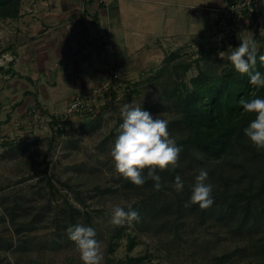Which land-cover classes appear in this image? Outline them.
I'll list each match as a JSON object with an SVG mask.
<instances>
[{
	"label": "rangeland",
	"instance_id": "1",
	"mask_svg": "<svg viewBox=\"0 0 264 264\" xmlns=\"http://www.w3.org/2000/svg\"><path fill=\"white\" fill-rule=\"evenodd\" d=\"M113 1V11L118 8L116 5L121 7L124 28L113 33L116 37L113 42L116 43L117 36L118 41L124 39L126 33L129 50L133 52V56L130 54L133 57L131 66L116 69L122 80L114 85L117 97L112 99L110 93L104 94L111 86L110 76L83 93L85 96L94 95L86 110L75 111L67 118L64 116L59 123H51L52 114L57 117L65 111L50 113L40 106H34L26 113L11 110L10 116L6 113L3 116L4 124L0 128V214L5 215V207L15 204L19 215L18 222H12L8 215L0 222V235L15 244L9 250L0 249V264H83L79 251L65 231L76 223L96 229L103 251L102 264H127L128 257H144L131 264H219L222 256L226 264H264L261 257L254 255L249 237L234 236L226 226L213 219L200 223V218L193 214L177 217L173 190H166L163 195L166 197L164 200L171 203L169 208L172 212L167 215L165 226L163 216L156 220L147 217L146 223L141 219L131 224L111 223L114 206L131 204L137 209L146 197L142 193L143 185L137 189L124 187L120 180L123 176L112 163L111 147L117 135L120 108L131 102L161 115L168 122L178 116L177 106L166 94L169 90L174 91L173 82L177 77L180 80L181 76H174L172 65L194 60L199 55L198 44L201 41L209 42L210 47L216 46L219 59L226 60L232 47L230 37L226 38L229 39L227 42L224 39L234 30L237 44L241 43L240 38H254L256 33L264 35V28L258 25L255 30L256 22L250 18L257 13L245 15L246 21L243 20L242 25L223 20L221 26L211 27L201 0H165L162 4L159 1L163 0ZM88 2L101 4L94 0ZM226 2L220 8L219 17H222ZM237 26L241 29L236 36ZM229 48L230 51L227 50ZM174 52L179 53L178 57L169 61L168 56ZM215 57L213 53L211 59ZM0 60L4 62L7 59L0 57ZM197 73L193 62L189 72L183 76L185 82L189 84L190 78ZM95 95L99 97L95 98ZM168 129L174 137L183 135L185 131L181 124L168 125ZM46 154L50 161L47 173L44 171ZM254 156L257 155L249 151L235 157H224L217 164L224 166L226 172L237 174L239 180L236 181L243 185L247 180L241 177L242 169L235 163H243L249 171L253 168L254 174L263 163ZM194 170L184 172L185 177ZM48 175L53 176L58 189L55 195L49 191ZM58 180L71 184L72 190ZM77 192L86 201V206L76 200ZM67 200L79 209L75 222H71L67 214ZM149 211L148 207L145 208V212ZM34 214H39L38 219L29 224ZM56 215L61 217L59 224L56 223ZM22 221L28 224L24 226ZM19 226L24 227L18 232L15 228ZM129 233L136 237L132 250L127 246Z\"/></svg>",
	"mask_w": 264,
	"mask_h": 264
},
{
	"label": "trees",
	"instance_id": "2",
	"mask_svg": "<svg viewBox=\"0 0 264 264\" xmlns=\"http://www.w3.org/2000/svg\"><path fill=\"white\" fill-rule=\"evenodd\" d=\"M23 0H0V21L7 19L19 18L21 15V7ZM93 1V0H91ZM105 4V3H101ZM233 17L227 18L228 23L233 21ZM222 17L216 22V26H221ZM212 36V35H211ZM206 38V36H202ZM230 37L232 49L237 44L235 38V30L225 36L226 42ZM254 39L258 42L259 51L257 54V63L254 71L264 72V62L259 59L260 55H264V35L256 33ZM260 42V43H259ZM228 46V45H227ZM226 46V47H227ZM10 48V47H8ZM6 48V49H8ZM3 50L1 53H5ZM181 48H178L180 50ZM216 46L210 47L209 42L201 41L198 44L199 55L190 60L189 62H176L172 65L174 76H179L175 79L174 91L169 90L166 94L167 97L172 98L177 106L176 112L178 116L171 119L168 125H182L184 131L183 135L177 136V144L181 146V152L177 166L166 168L164 170L157 169L161 176V188L157 190L153 185L154 181L151 179L146 180L143 184V192L146 197L142 199L146 205H140L137 210L140 213L142 223H146L147 217L154 220L160 217L162 223H166L167 215L172 214L169 208V201L164 200L166 190H173V195L178 213L177 217L193 214L200 218V223L206 222L208 219L226 226L228 231L237 237L251 239L252 247L255 252L264 260V148H257L244 134L243 129L246 127L251 119L255 117V113H247L243 111L242 106L239 104L240 99H252L256 96L264 97V88H256L249 82L248 74H241L237 72L227 59L222 61L216 52ZM230 51V48L227 49ZM215 54L214 60L211 55ZM178 52H174L168 56V60H174L178 57ZM15 58L11 61L14 62ZM205 61L202 64V61ZM197 66L198 73L192 76L189 84L185 82L183 76L186 75L192 63ZM115 70L111 75V86L105 95L112 96V99L117 97V89L115 84H119L121 78L115 77ZM82 95V94H79ZM62 115L55 117L52 114L51 123H59ZM121 117L119 116V123ZM4 140V139H3ZM2 140V142H3ZM5 144V142H3ZM256 154L263 162L260 169L256 170L253 174L252 170H248L243 163L237 162L242 169L241 177L247 180L246 184L239 185L240 182L237 174L226 172L224 166L217 164V161L224 157H235L247 152ZM229 162H227L228 164ZM198 165L199 167H197ZM50 161H48L47 154L44 156V171L47 173L49 170ZM194 171L185 173L188 169ZM205 168L208 170L211 179L210 183L213 184V198L214 202L210 207L200 208L198 204H190L189 197L191 194V186L194 183V177L199 169ZM147 175V168L144 170ZM180 175L184 181V188L182 191H177L174 187V178ZM122 185L126 188H139L141 185L131 183L125 177L121 179ZM72 190L71 184H66L58 180ZM47 184L50 193L55 195L58 191L54 178L48 175ZM77 191V190H76ZM76 200L86 206V201L77 192ZM148 201V203H147ZM4 200L2 201V203ZM68 210L67 214L71 217V222H75V214L79 209L67 200ZM174 205V204H172ZM146 206V207H144ZM149 208V212H145V208ZM6 214L12 222H18L19 215L17 205L5 207ZM88 219L90 218L88 212ZM5 215L0 214V222L5 219ZM39 214H34L29 224L34 223L38 219ZM61 217L56 215V223L59 224ZM24 226L28 224L22 221ZM24 226L16 227V231H21ZM165 226V224H164ZM258 236V237H257ZM136 244V237L129 233L128 235V249L132 250ZM14 242L8 238L0 235V249L9 250L13 248ZM144 257H128L127 264L133 261L143 260ZM219 264H226L224 256L219 258Z\"/></svg>",
	"mask_w": 264,
	"mask_h": 264
},
{
	"label": "crops",
	"instance_id": "3",
	"mask_svg": "<svg viewBox=\"0 0 264 264\" xmlns=\"http://www.w3.org/2000/svg\"><path fill=\"white\" fill-rule=\"evenodd\" d=\"M224 1H200L211 27L216 26ZM113 4V0L105 4L23 0L19 18L0 21V52L10 47L0 53L8 61L0 66V128L4 114L10 116L11 110L26 113L40 106L50 113L63 112L73 97L106 81L118 67L131 66L133 52L126 33L124 39L118 41L117 36L113 42V33L124 29L121 7L115 4L118 8L113 11ZM245 15L235 17L231 24L242 25ZM250 18L256 22L255 30L258 25L264 28V3ZM240 29L237 26L236 36Z\"/></svg>",
	"mask_w": 264,
	"mask_h": 264
},
{
	"label": "clouds",
	"instance_id": "4",
	"mask_svg": "<svg viewBox=\"0 0 264 264\" xmlns=\"http://www.w3.org/2000/svg\"><path fill=\"white\" fill-rule=\"evenodd\" d=\"M261 2L264 3V0ZM240 40L239 46L227 53V60L237 72L248 74L253 86L264 88V72L254 71L258 42L251 36ZM259 59L264 62V55H260ZM239 104L243 111L255 113V117L243 129L245 136L257 148H264V97L240 99ZM120 117L121 122L111 147L114 168L135 185H143L151 179L154 181L153 186L159 190L162 185L157 169L164 170L170 166L175 168L182 150L176 137L169 132L168 120L131 102L120 108ZM146 168L147 175L144 173ZM174 187L177 191L183 190L184 181L180 175L175 176ZM212 193L213 184L209 182V172L201 168L194 177L189 203L198 204L200 208L210 207L214 202ZM139 219V211L131 204L127 207L116 205L111 210V223L114 225L131 224ZM65 231L79 251L83 264H102L103 251L94 227L76 223L69 225Z\"/></svg>",
	"mask_w": 264,
	"mask_h": 264
},
{
	"label": "built area",
	"instance_id": "5",
	"mask_svg": "<svg viewBox=\"0 0 264 264\" xmlns=\"http://www.w3.org/2000/svg\"><path fill=\"white\" fill-rule=\"evenodd\" d=\"M88 1H90V0H88ZM94 1H97L98 3H106L107 2V0H94ZM260 10H261V0H227L226 4L222 8L221 24H223V20L226 21L227 18L242 17L244 14H252L253 15V14L259 12ZM4 65H5V61L3 62V60H0V66H4ZM119 73L120 72L117 71L114 74V76L118 77ZM105 90H107V89H105ZM95 91L97 92V90H95ZM93 97H94V95H92V96H85L84 94L76 95L75 97L72 98V100L68 106V108H69L68 111L65 110V112L62 116L63 117L66 116V118H67L69 115H71L75 111H80L82 109L86 110L87 106L89 105V101H92ZM98 97H99V95H95V98H98ZM33 110L32 111L35 112V109H33ZM34 115L36 117L39 116L36 112Z\"/></svg>",
	"mask_w": 264,
	"mask_h": 264
}]
</instances>
